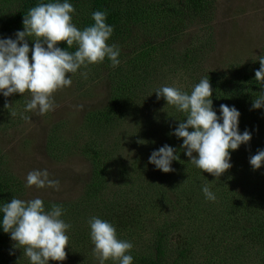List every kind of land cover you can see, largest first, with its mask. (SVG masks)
<instances>
[{"label":"trees","instance_id":"obj_1","mask_svg":"<svg viewBox=\"0 0 264 264\" xmlns=\"http://www.w3.org/2000/svg\"><path fill=\"white\" fill-rule=\"evenodd\" d=\"M215 10V0H0V51L19 44L54 72L89 57L112 84L95 129L109 114L136 117V133L113 145L98 134L76 146L91 178L69 203L22 201L0 152V264H196L209 231L232 239L222 252L232 251L230 264H264V47L247 65L204 76L194 41L179 48L191 27L214 43ZM162 70L186 86L137 107ZM117 144L136 157L119 161ZM46 221L48 241L38 237Z\"/></svg>","mask_w":264,"mask_h":264},{"label":"rangeland","instance_id":"obj_2","mask_svg":"<svg viewBox=\"0 0 264 264\" xmlns=\"http://www.w3.org/2000/svg\"><path fill=\"white\" fill-rule=\"evenodd\" d=\"M215 9L214 43L208 36L201 43L200 29L191 27L179 45L185 49L191 45V39L194 41L195 68L202 76L210 70L229 73L234 66L247 65L262 54L264 47V0H215ZM23 41L27 42L26 36ZM22 50L16 44L13 49L0 51V60L7 61L0 63V152L5 155L9 173L22 184V201H76L91 178L90 160L83 148L76 150V146L93 140L98 134L112 135L109 143L113 145L114 137L121 131L136 133L132 128L136 117L123 119L119 113L109 114L100 132L91 118L104 107L110 112L107 101L112 84L105 72L97 76L96 68L93 69L97 65L95 61L91 59L95 64L88 63L84 60L89 57L80 55L75 67L54 72L27 58ZM157 76L158 89H146L137 107L142 109L148 105L154 94L163 102L166 93L186 86L184 79L174 78L165 70ZM171 105L178 107L177 101ZM59 137L75 138L76 145H61L56 141ZM117 146L119 161L123 156L136 157V150ZM154 220L151 217L148 225ZM207 233L200 242L196 264H230L228 257L231 258L232 251L227 256L222 252L224 244L232 239H218L221 231ZM52 236L46 221L38 237L48 241ZM246 264H255V261L250 259Z\"/></svg>","mask_w":264,"mask_h":264}]
</instances>
